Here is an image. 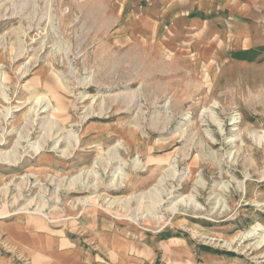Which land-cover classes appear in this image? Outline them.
Instances as JSON below:
<instances>
[{
	"label": "rangeland",
	"instance_id": "obj_1",
	"mask_svg": "<svg viewBox=\"0 0 264 264\" xmlns=\"http://www.w3.org/2000/svg\"><path fill=\"white\" fill-rule=\"evenodd\" d=\"M138 5L0 0V264H138L131 244L168 241L264 264V0L200 44Z\"/></svg>",
	"mask_w": 264,
	"mask_h": 264
},
{
	"label": "crops",
	"instance_id": "obj_2",
	"mask_svg": "<svg viewBox=\"0 0 264 264\" xmlns=\"http://www.w3.org/2000/svg\"><path fill=\"white\" fill-rule=\"evenodd\" d=\"M138 2L137 7L143 18L155 22L154 26L160 29L159 32L168 30L170 34L174 33L175 38L172 41L180 44L193 42L200 44L216 41L218 25L215 21L224 16L220 9L235 5L239 7L245 0H138ZM223 26L225 25L221 27ZM194 36L198 38L190 39ZM138 244L133 243L129 246L130 252L138 257H134V262L138 264H152L156 249H162V264H196L198 259L199 264H241L234 259L208 251H200L197 257L190 250L187 241L175 244L168 241L165 243L166 246L160 244L162 246H155L151 250L150 246Z\"/></svg>",
	"mask_w": 264,
	"mask_h": 264
},
{
	"label": "bare ground",
	"instance_id": "obj_3",
	"mask_svg": "<svg viewBox=\"0 0 264 264\" xmlns=\"http://www.w3.org/2000/svg\"><path fill=\"white\" fill-rule=\"evenodd\" d=\"M47 97V98H46ZM58 97V96H57ZM38 99H42V102L41 103H43L44 102V104L41 106V108L43 107H45L44 109H48L49 107H52V108H50V111H51V119H55L56 117H57V114H58V112H60V110H61V106H60V103L58 102L59 100H57L56 98H55V96L54 95H52V97L51 96H46V95H44V96H42V97H40V98H38ZM47 99H49V100H47ZM53 102H55V104L53 105L52 103ZM51 104L53 105V106H51ZM48 111V110H47ZM53 124H54V122H53ZM55 124H56V122H55ZM54 128V126H52V127H50L49 129H46V128H44L45 129V132H44V137H46V138H48V139H50V138H52V134H51V132H50V130H52ZM1 140V139H0ZM40 146H42L41 144H39V146L38 147H35L34 149H36V151H38V148L40 147ZM0 160H3L4 162H17V158H16V156H12L10 153H3V152H0ZM174 175V174H173ZM185 198L186 197H182V198H180L177 202L179 203V202H182L183 200H185ZM191 198V197H190ZM190 198H189V201H190ZM84 201L85 200H83V203H84ZM191 202V201H190ZM112 203V202H111ZM177 203V204H178ZM176 204V203H175ZM110 205V204H109ZM195 205H196V203H195ZM176 211V208L174 207V208H172V212H175ZM255 235V233L254 232H249V233H247V234H245V236H243V237H251V236H254ZM238 238V237H237ZM236 240V239H235ZM227 243V242H226ZM229 244H232V240H231V242H229ZM264 244V234H260V237H259V240H258V243L256 244L257 245V247H261V245H263Z\"/></svg>",
	"mask_w": 264,
	"mask_h": 264
}]
</instances>
